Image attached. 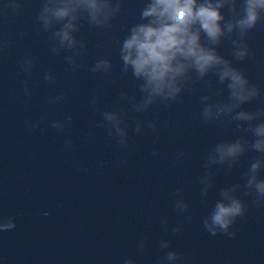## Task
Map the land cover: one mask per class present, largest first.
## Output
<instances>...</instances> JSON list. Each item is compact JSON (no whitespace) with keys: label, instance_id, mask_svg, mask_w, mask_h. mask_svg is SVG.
<instances>
[{"label":"water","instance_id":"water-1","mask_svg":"<svg viewBox=\"0 0 264 264\" xmlns=\"http://www.w3.org/2000/svg\"><path fill=\"white\" fill-rule=\"evenodd\" d=\"M23 2L20 14L9 10L5 15V0H0V219L15 221L12 229L0 227V264H123L127 258L157 264L164 255L161 239L170 240L187 264H264V208L244 196V189L239 195L250 207L237 221L234 239L211 236L201 223L221 188L245 183L243 173L258 155L246 154L231 174L226 166H213L214 186L207 198L201 195L208 152L219 142L245 135L230 118L217 123L200 117V96L215 91L213 100L227 99L226 87L210 77L211 90L200 83L195 94L184 93L183 103L136 113L121 99L122 92L137 100L140 94L138 82L120 71L119 42L137 22L142 0H126L123 13L105 29L82 22L77 35L87 47L75 70L65 60L71 51L51 52L52 42L36 21L41 0ZM5 41H12L11 46L4 48ZM248 42L252 55L235 65L264 89V25ZM220 52L232 59L229 41ZM29 57L34 68L25 73L21 63ZM103 58L113 61V70L92 72ZM49 72L55 76L52 83L44 79ZM25 82L31 95L24 91ZM60 95L63 100L49 103V97ZM262 107L264 96L244 105L252 111ZM121 110L127 113V147L100 126L104 111ZM68 115L73 119L63 132L50 127V121ZM137 120L145 122L139 134ZM36 121L40 127L30 128ZM149 122L157 123V131ZM69 139L72 150L65 148ZM179 153L184 155L177 160ZM180 198L190 205L187 213L174 207ZM165 218L167 225L162 224ZM177 226L182 231L173 234ZM145 238L148 246L140 251L138 242Z\"/></svg>","mask_w":264,"mask_h":264},{"label":"clouds","instance_id":"clouds-1","mask_svg":"<svg viewBox=\"0 0 264 264\" xmlns=\"http://www.w3.org/2000/svg\"><path fill=\"white\" fill-rule=\"evenodd\" d=\"M126 0H41L36 16L43 33L48 34L52 42L51 52L60 55L64 51L73 54L66 56V62L75 70L79 67L77 58L86 49L87 42L78 37L82 22L99 29L110 27L112 21L124 11ZM23 0H5L4 14L11 10L20 14ZM264 25V0H142L137 22L131 24L125 36L119 42L120 71L138 82L139 99L121 93V99L131 103L132 111L145 113L155 105H171L183 103V95L187 91L195 94L196 85L203 83L211 90L213 82L227 89V99H216L217 94L201 95L203 104L200 117L205 122L222 123L225 118L235 122L236 128L245 135L236 139L217 143L207 154L204 165L208 171L200 178L201 195L208 197L213 188V166H226V174H231L238 162L249 152L258 155L251 160L247 171L243 173L245 183H236L219 190L217 199L208 215L202 218L203 229L211 236L224 235L235 238L237 221L245 217L250 205L239 195L244 189V196L252 197L257 208H264V107L255 111L247 110L244 105L264 96V89L254 84L247 74L235 65L236 61H245L251 55L248 42L249 35ZM23 35V34H22ZM231 45V57L221 54L220 48L225 41ZM12 41H5L4 48L11 46ZM34 68L32 58L21 63V70L31 73ZM114 68L109 58L99 59L91 67L94 73H110ZM44 79L55 81L49 72ZM24 91L31 95L25 82ZM62 95L49 97V103L55 104L63 100ZM98 97L91 103L95 105ZM127 113L121 111H104L101 127L109 129V135L116 138L121 147H127L129 133L125 123ZM46 117H41V120ZM72 116L65 120H52L50 127L63 132ZM154 132L157 123L147 125ZM39 128L40 121L29 125ZM145 122L136 121L135 132L142 133ZM250 134V137L249 135ZM75 147L72 140L65 141V148ZM157 153L153 152V155ZM184 153H179L177 160ZM181 193L177 189V196ZM174 207L181 213H187L190 205L180 198ZM48 215V213H45ZM191 216L186 220L190 221ZM183 223V222H182ZM167 225V218L162 220ZM0 227L12 229L14 218L0 219ZM173 234L182 231L181 226L171 229ZM148 246L147 238L138 242L137 248L143 251ZM159 249L164 253L157 264H187V258L172 249L171 241L161 239ZM123 264H136L133 258H127Z\"/></svg>","mask_w":264,"mask_h":264}]
</instances>
